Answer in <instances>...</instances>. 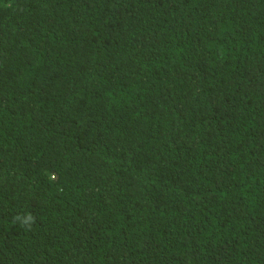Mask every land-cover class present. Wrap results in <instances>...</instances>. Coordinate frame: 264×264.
Masks as SVG:
<instances>
[{
	"label": "trees",
	"instance_id": "obj_1",
	"mask_svg": "<svg viewBox=\"0 0 264 264\" xmlns=\"http://www.w3.org/2000/svg\"><path fill=\"white\" fill-rule=\"evenodd\" d=\"M0 264H264V0H0Z\"/></svg>",
	"mask_w": 264,
	"mask_h": 264
}]
</instances>
